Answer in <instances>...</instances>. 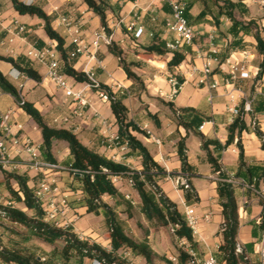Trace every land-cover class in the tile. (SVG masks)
Returning <instances> with one entry per match:
<instances>
[{"label": "crops", "instance_id": "crops-1", "mask_svg": "<svg viewBox=\"0 0 264 264\" xmlns=\"http://www.w3.org/2000/svg\"><path fill=\"white\" fill-rule=\"evenodd\" d=\"M22 1L27 4L36 2L44 3L45 12L53 19V28L66 39V46L70 50L73 46L70 45L69 38H66L65 29L64 27L58 26L60 17L69 16L73 19L80 20V30L83 38L87 42L92 40L95 32L103 29L100 17L91 11L83 0ZM104 1L110 6V9L107 11V21L109 29L112 31L113 42L117 43L123 49V57L127 63L132 64L131 69L142 79V84H137L133 80L128 79L117 58L118 71H116V74L109 69L107 58L108 55L112 54L109 52L108 45H102L98 51V59L101 61L102 67L96 68V77L102 84L108 86L120 84L125 88L121 90L114 89V93L119 97H125V104L129 109L130 118L135 120L146 132L144 136L136 134L137 138L146 146L154 159L168 174L159 181L161 188L178 205L179 211L186 218H188V208H194V216L198 220V225L196 227L197 232L194 234L195 246L193 248L199 257L211 254L217 258L216 254L222 242V237L218 232L224 221L222 207L219 203L217 193L218 178L213 174L212 167L208 163L206 151L202 149L200 134H203L207 139L218 140L223 145L227 142L229 136V126L238 118V116L233 114L231 109L234 105H237L243 114V118L248 127V130L243 131L241 134V142L245 155L244 161L247 166L260 168L257 172V178L253 180L254 185H249L242 178L235 177L240 167L239 148L237 146L238 135H236L231 145L221 151L217 150V153L220 154L222 168L236 184L240 219L238 242H241L244 246L252 244L256 239L254 233L257 232V236H260L261 229L257 231V228L263 212L264 199V177H262L264 171V148L262 146V140L254 131V124L256 122L264 134V74L261 79H257L262 57L256 51L255 39L252 36L243 34L241 37L249 44L248 48L242 51L231 52L225 62H222V52L226 48L227 41L232 39V36L228 35V31L232 26V22L226 14L227 11L231 10L228 4L232 3L235 6L233 15L238 21L247 22L251 19H261L264 16V3L262 0H250L247 3L240 0H184L188 6L187 17L189 23L194 29V40L191 44L185 45L178 50L185 54L186 59L182 65L177 67L173 72H170L167 68V62L172 56L171 52L165 55H150L147 57L141 54L144 51L143 48L148 46L152 41V37H150L151 33H159L163 39L166 38L164 35V26L166 19L171 14L170 7L164 4L162 0ZM134 12L142 15V24L146 30V33L137 40L128 37L123 25L113 27L121 18L128 19ZM153 17L156 18L155 21L152 20ZM15 21L24 25L26 31L18 33L14 29L13 23ZM226 35H228V38ZM52 41L54 40L50 39L44 30L43 20L36 16L20 15L14 9L11 0H0V55L11 56L13 58H18L19 56L26 57L33 63L35 68L38 65L43 69V71L39 70V72L44 77L47 68L28 58L26 56V49L29 47L42 49ZM206 61H210L213 70L208 77L202 71ZM85 62V58L72 60V64H74V68L77 71H83L82 68ZM155 62L160 65L155 64ZM234 62H241L250 72L251 78H240L239 75L234 78L231 74V63ZM0 63L2 67L0 71L18 89L20 84L25 85L24 90L20 92L21 96L25 101L35 104L44 116L46 123L52 128L66 129L55 122L64 113L61 102L58 104V108L61 109L60 114H57L56 110L49 108L51 97L60 95V98H62L61 92L52 83L46 81L37 83L24 74H21L11 64L1 60ZM180 71L184 73L180 77V79H184V85L181 91L186 85L192 84L193 87L204 93H201V95L196 93L195 96H191L185 105L177 104L181 91L176 97H170L168 78L170 75ZM215 81L218 82L219 86L212 88V84ZM50 84L53 85L54 89ZM0 91V122L1 115L12 112L11 120L8 123L12 133L20 141L27 138L31 139L35 146L39 148L41 154L43 138L37 124L28 115L31 122H29V126L27 127L25 125L24 114L26 113L24 110L11 95L4 93L2 90ZM132 91L142 93L141 98L137 102H132L131 100ZM230 95L236 98L235 102L230 100ZM92 97L95 109L109 120L113 125V131H118L110 103L104 104L95 95H92ZM57 98L56 96L54 99L57 100ZM158 101L161 102L162 107L156 104ZM142 103L148 105L147 110L141 109ZM169 103L173 104L174 111L178 113L183 108L195 109L202 116V123L188 130L179 126L176 119L177 113L175 114L168 106ZM247 103H251L250 112H245L244 110ZM16 109L18 110L16 111ZM148 112L152 114L158 113L160 126H157L148 117ZM183 115L185 121L190 120V115ZM32 124L35 127L34 130H32ZM203 124L205 125L201 130ZM101 129L102 126L98 123L83 124L80 132L75 134L84 145L94 149L98 153L108 158L113 154H117L118 163H123L132 170H140L141 158L133 155L129 146L123 142H120V145L117 147H108L105 145L102 142ZM184 137L186 138L188 160L194 168L191 181L200 198V202L193 205L186 203L183 191L176 187L172 180L168 179L169 176L174 179H185L186 177V174L182 172V164L177 150L178 142ZM62 143L64 142L54 140L52 152L56 163L68 168L71 156L68 144L65 142V147H62ZM10 146H12L11 143ZM57 146L65 149V157L59 158L57 156ZM15 149L13 147L12 151ZM211 150H213V147H211ZM40 158L43 160L42 157ZM15 162L19 163L16 172L21 175H26L29 178V185L37 188L44 176L32 168L29 154L23 152L20 157L16 158ZM4 171L0 169V205L6 206L8 203H13L14 207L26 210L22 203H16L12 199L6 187ZM52 175L56 178L62 194L68 196L73 213H76L77 216L78 214H84L85 217L93 215L87 214L86 208L80 205L81 192L79 190L72 191L73 179L69 172L56 171ZM125 182H127L125 179H119V182L116 184L120 192L118 197H103L105 202L116 208L120 216H122L121 212L125 210L127 204L132 209L140 201L137 192L130 188L137 195L135 199L131 197L130 192L125 187ZM12 184L14 188H17V184L14 181ZM128 196L130 199L127 198ZM132 202H135V204L133 205ZM206 216H209L208 220L205 219ZM4 221L2 220L1 224ZM74 229L76 233H79L78 228H76V223ZM7 230L11 234V236H8V239H6ZM24 231L26 232L24 235H27V231L25 229ZM2 232L0 241L6 248L28 249L34 246V248H38V253L43 256L52 249L50 245L44 242L42 244L44 246L46 245L47 248L43 245L39 246L37 241H24L22 238L24 235L15 232L12 228H3ZM147 238L149 239L150 237ZM149 244L153 251L157 253L151 241H149ZM102 245L110 249V240H108L106 245ZM56 246L59 248L62 247L58 244ZM122 251L126 252V256H133L135 259L141 258L135 257L130 250ZM122 251H119V255H121ZM130 260L132 259L130 258ZM91 262L86 260L84 264H91ZM0 264L2 263L0 262Z\"/></svg>", "mask_w": 264, "mask_h": 264}, {"label": "trees", "instance_id": "trees-1", "mask_svg": "<svg viewBox=\"0 0 264 264\" xmlns=\"http://www.w3.org/2000/svg\"><path fill=\"white\" fill-rule=\"evenodd\" d=\"M11 1L14 9L20 15L36 16L44 21V30L47 36L57 42L63 73L78 82L87 81L85 73L74 68V64H72V60L68 55L70 49L66 46V39L53 28V19L45 12L44 3L27 4L22 0ZM83 2L100 17L103 29L111 34L112 31L109 29L107 21V11L110 6L104 0H83ZM228 5L231 10L227 11L226 14L232 22L228 35H231L232 39L227 41L226 48L222 52V62L229 58L231 52L242 51L249 47V44L241 37L242 34L252 36L256 42V51L262 57L260 71L257 75V79H261L264 74V16L261 19L241 22L233 15L235 6L232 3ZM228 35H226L227 38ZM108 49L118 59L128 79L137 84H142V79L132 71V64L127 63L123 57V49L115 42L109 44ZM143 49L144 51L141 54L146 57L165 55L169 52L165 46V39L159 33L154 34L151 43ZM171 54L172 56L167 62V68L170 72H173L184 63L186 56L179 51L171 52ZM0 60L11 64L21 74L37 83H41L43 80L39 70L26 57L13 58L0 55ZM155 64L158 65L159 63L155 62ZM180 81L184 82V79H180ZM102 88L108 90L111 95L110 107L115 117V125L118 127L121 142L129 146L133 155L141 158V169L138 171L130 169L123 163L115 162L84 145L75 133L63 128L50 127L34 103L24 101V104L20 107L34 120L42 133L41 157L43 160L56 163L52 152L54 140L68 144L71 156L68 167L80 171V174L69 172L73 179L71 189L72 191L79 190L81 192L80 205L86 208L87 214L102 217L105 221L110 238V249L97 242L81 240L74 227L59 228L47 222L41 203L35 197L36 188L29 185V178L17 172L4 171L6 187L12 199L16 203H22L26 210L0 205V226L2 220L21 226L27 231V235L22 236L24 241L39 240L50 245L52 249L43 256L38 253V248H34V246L28 249L6 248L0 241V262L2 264H84L86 260H97L101 264H130L129 259L119 255V251L122 250H130L135 257L144 258L147 264H155L156 260H163V256H159L153 251L147 238L138 242L130 237L119 212L115 207L104 201V196L116 198L120 194L119 188L114 183V178L125 179L131 188L137 192L140 200V211L153 228L178 225L179 227L175 229V235L181 239H186L192 246H195L193 230L188 225L186 216L179 211L178 205L167 196L159 184V181L168 174L136 136V134L145 135L146 132L135 120L130 118L129 109L125 104V97L117 96L105 84H102ZM0 89L11 95L17 102H21L20 90L1 71ZM168 106L174 111L172 103H169ZM174 113H177L178 125L186 130L198 126L203 121L202 116L193 108H183L180 113L176 111ZM183 114L190 115V120L185 121ZM148 117L157 126H160L158 113L148 112ZM245 130H248V127L242 114L229 126V136L227 142L223 145L218 140L207 139L203 134H200L202 149L206 151L208 163L212 167L213 174L218 178L217 193L224 219L218 232L222 237V242L216 254L219 264H250L248 260L244 259V254L236 253V243L238 242L240 229L236 184L222 168L220 154L217 153V150L221 151L231 145L236 135H238L237 146L239 148L240 167L235 177L242 178L249 185H254L253 180L257 178V172L260 168L245 164L244 148L241 142V134ZM254 131L262 140L264 148V134L256 122ZM211 147H213V150H211ZM177 150L182 164V172L186 174L185 183L179 185V189L183 191L188 205L199 203L200 198L191 181L194 168L188 160L185 137L178 142ZM171 175L173 176V174ZM262 177H264V171ZM13 181L17 184V188H14ZM125 207L122 212L131 210L129 204ZM260 219L257 231L262 228L264 223V208ZM254 235L255 240H257L259 238L257 232ZM254 242L246 245L245 251L254 254ZM58 243H62L63 246L59 248L56 246ZM187 257V254L180 251L179 262L184 264ZM253 257L256 260L257 256Z\"/></svg>", "mask_w": 264, "mask_h": 264}, {"label": "built area", "instance_id": "built-area-1", "mask_svg": "<svg viewBox=\"0 0 264 264\" xmlns=\"http://www.w3.org/2000/svg\"><path fill=\"white\" fill-rule=\"evenodd\" d=\"M164 4L168 5L171 9V14L165 21L164 35L165 46L169 52H175L183 48L185 45L191 44L194 40V29L190 25L187 17V3L184 0H162ZM247 3L250 0H240ZM256 1V0H255ZM264 3V0H262ZM151 9V8H150ZM156 20L155 17L152 18ZM80 20L73 19L69 16H62L59 18L60 27H64L66 38H69L70 45L73 46L69 50V58L71 60H79L85 58V64L83 66V73L87 76V81L78 82L74 78L68 77L63 73L60 66V55L57 50V42L54 40L49 43L48 46L38 49L29 47L26 49V56L32 61L38 63L41 66L47 68L42 81L52 83L58 91L62 93L63 100L61 106L64 109V113L55 120V122L68 129L73 133H79L83 124L98 123L102 126L101 137L102 142L108 147H117L120 145L121 138L118 131H113V125L107 118L101 115V113L95 109L93 104V97L95 95L97 99L104 104L110 103L111 95L108 90L102 88V83L96 77V68H101L102 63L98 59V51L102 45H109L113 42V35L108 34L104 29L95 32L90 42H87L82 35L80 30ZM14 29L18 33L26 31V27L20 24L18 21L14 23ZM124 26L128 37L137 40L140 39L145 33V27L142 24V15L138 12H134L128 19L121 18L113 26ZM154 34H150L153 38ZM206 77L212 72L210 61H206L202 69ZM184 73L182 71L176 72L169 76L168 83L170 85V97H176L182 89L184 82L180 81V77ZM231 74L234 78L239 75L240 78L250 79V72L245 68L241 62L231 63ZM111 91L114 89H125L120 84L113 86L106 85ZM218 82L212 84V88H217ZM25 88L24 84H20L19 90L22 92ZM22 97V96H21ZM232 102L236 101L233 95H230ZM24 98L22 97L21 102L18 105L24 104ZM245 112L251 111V103H247L244 107ZM235 116H242V113L238 109L237 105L231 109ZM12 112H7L1 115L0 122V169L16 172L18 170L19 163L15 162L17 157H20L23 152L29 154L31 157V165L39 173L43 174V179L35 190V197L41 203L44 210L45 220L54 224L59 228L74 227L78 220L76 213H73L68 201V196L62 194L61 188L53 172L56 171H67L74 174H80V171L71 167L65 168L57 163L41 160V154L38 147L35 146L33 141L29 138L20 141V139L12 133L9 121L11 120ZM201 127V130L204 128ZM10 143L12 146H10ZM16 148L14 151L12 149ZM109 159L118 162L117 154H113ZM176 187L185 183L184 178H171ZM119 182L118 178H114V183ZM130 199V197H127ZM134 205L135 202H132ZM6 206L14 207L13 203H8ZM264 208V199H263ZM187 221L188 225L193 230L194 234L197 232L196 227L198 220L194 216V208H188L187 210ZM206 220L209 216L205 217ZM261 219L259 220V222ZM179 226L171 225V231L175 235V229ZM81 240H84L83 236L78 234ZM176 236V235H175ZM182 252L187 254V260L184 264H219L218 259L214 255H207L199 257L192 244L186 239L177 237ZM254 254H250L245 251V246L241 242L236 243V253L244 254V259L248 260L250 264H264V223L261 228L259 238L254 242ZM253 256H257L256 260ZM175 264H181L178 259H174ZM91 264H101L97 260H92Z\"/></svg>", "mask_w": 264, "mask_h": 264}, {"label": "rangeland", "instance_id": "rangeland-1", "mask_svg": "<svg viewBox=\"0 0 264 264\" xmlns=\"http://www.w3.org/2000/svg\"><path fill=\"white\" fill-rule=\"evenodd\" d=\"M108 62H109V69L116 74V71H118V61L116 57L113 55H108ZM1 64V63H0ZM38 70L43 71L42 68H40L38 65H36ZM0 68L2 69L1 65ZM50 86L53 85L50 84ZM54 89V88H53ZM1 90V89H0ZM56 90V89H55ZM143 90V89H142ZM196 91V92H195ZM1 92V91H0ZM196 93H199L201 95L204 94L203 91H200L199 89H196L193 87L192 84H188L184 87V89L181 91V94L177 100L178 105H185L187 100L191 96H195ZM62 94V93H61ZM6 96V95H2ZM58 97L57 100L54 98ZM142 96V93H139V91H132L131 92V100L132 102H137L138 99H140ZM61 96L59 95H54L50 99V104L49 108L56 110L57 114H60L61 109L58 108V104L63 100V97L60 98ZM31 98V97H30ZM29 98V99H30ZM159 107H162L161 102L156 103ZM141 109H148V105L143 104L141 106ZM18 109H16L17 111ZM25 118V125L28 127L30 121V117L26 114H24ZM33 126V124H32ZM35 127L33 126L32 130H34ZM143 135L144 134H140ZM65 142L62 143V147H65ZM62 147L56 148L57 151V156L59 158L65 157L66 152L65 149ZM126 189L128 192H130L131 197L133 199L137 198V195L135 192H132L130 190L131 186L129 185L128 182H125ZM132 189V188H131ZM122 216H120L122 222L125 224V228L127 231V234L134 238L136 241L141 242L144 241L147 237H150L148 241H151L154 249L158 253L159 256H163V260H156L155 264H175L174 259L179 257L180 251H182V247L177 240L176 236L174 233H172L170 226L166 227H161V228H153L150 223L144 218L140 211V206L139 204H136L133 206V208L130 211H123L121 212ZM2 227L0 228V235L3 233V228H12L15 230L17 233H22L23 235L26 234L24 231L23 227L21 226H16L12 225L7 221H4L1 225ZM76 228H78V234L83 236L84 240H88L90 242H97L99 244H104L106 245L108 243L109 239V233L107 230V226L105 224V221L101 217H97L94 215H91L89 217H85L84 214H78V220L76 222ZM8 231V230H7ZM5 233V232H4ZM11 236L10 231L6 232V239H8V236ZM16 236V235H15ZM256 241V240H255ZM37 244L39 246L43 245L42 241L37 240ZM59 246H63L62 243H58ZM44 246V245H43ZM45 248L46 245L44 246ZM125 251H122L121 255L127 259H129L130 264H146L145 259L143 258H138L135 259L133 256H126ZM156 253V254H157ZM130 258L132 260H130ZM171 262V263H169Z\"/></svg>", "mask_w": 264, "mask_h": 264}]
</instances>
